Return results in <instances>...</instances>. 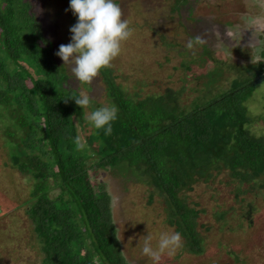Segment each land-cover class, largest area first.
Returning <instances> with one entry per match:
<instances>
[{"label": "trees", "instance_id": "trees-1", "mask_svg": "<svg viewBox=\"0 0 264 264\" xmlns=\"http://www.w3.org/2000/svg\"><path fill=\"white\" fill-rule=\"evenodd\" d=\"M178 1L180 10L186 8V0ZM45 30L34 2L0 0V138L12 166L33 181L26 212L42 264H129L117 239L111 194L95 176L107 167L132 171L150 187V198L161 197L185 249L201 253L198 210L184 190L223 171L236 195L264 189V137L247 128L254 118L246 107L264 77V62L251 78L235 79L228 89L188 105L179 100L183 89L132 96L105 67L104 100L92 98L80 108L70 98L80 92L70 85ZM104 105L119 109L111 134L92 127L81 135L89 123L86 109Z\"/></svg>", "mask_w": 264, "mask_h": 264}, {"label": "rangeland", "instance_id": "rangeland-1", "mask_svg": "<svg viewBox=\"0 0 264 264\" xmlns=\"http://www.w3.org/2000/svg\"><path fill=\"white\" fill-rule=\"evenodd\" d=\"M31 2L53 49L68 44L69 29L77 21L69 8L70 0ZM115 2L122 8V19L129 21L132 34L121 42V51L110 68L115 82L132 96L162 93L167 87L183 89L179 100L188 105L195 98L209 99L228 89L235 79L251 78L261 66L251 62L248 45L253 39L264 47V10L254 7L252 0H186L182 10L178 0ZM195 37L202 43L187 49L188 41ZM260 54L264 56V52ZM56 59L64 65L60 57ZM64 67L73 88L97 101L104 100L106 84L100 72L89 87L75 78L71 65ZM262 83L264 77L248 97L246 107L254 118L247 128L264 137ZM91 129L90 123L83 124L80 133L87 136ZM95 176L106 183L111 194L125 259L129 264H153L142 253L144 236H152L155 248L162 233L176 231L167 222L162 198H150V187L125 168H99ZM32 182L29 175L12 166L0 138V264H42L40 243L26 212ZM234 186L223 171L211 181L201 180L184 190L188 203L198 210L203 251L195 254L184 245L174 252L165 250L159 264H264V189L236 195ZM250 202L253 210L247 216ZM218 212H224L221 219L216 217Z\"/></svg>", "mask_w": 264, "mask_h": 264}, {"label": "clouds", "instance_id": "clouds-1", "mask_svg": "<svg viewBox=\"0 0 264 264\" xmlns=\"http://www.w3.org/2000/svg\"><path fill=\"white\" fill-rule=\"evenodd\" d=\"M252 4L264 10V0H252ZM69 8L77 17V22L69 29L72 34L70 42L61 44L55 55L63 60L64 65H71V72L78 81L91 83L101 69L111 66V62L121 51V42L130 37L132 29L129 21L122 19V8L115 0H70ZM199 43H202L201 38L195 37L188 41L186 48L192 49L194 44ZM248 47L252 63L264 62V56L260 54L264 52V47L253 39ZM70 98L80 108H87L92 104V97L83 92ZM118 111L115 105H104L87 113L84 118L96 130L103 129L105 135H110L112 122L117 119ZM75 142L78 147H83L79 137ZM182 245V234L178 231L162 233L155 248L152 236L148 234L144 236L142 253L153 264H159L161 253L165 250L174 252Z\"/></svg>", "mask_w": 264, "mask_h": 264}]
</instances>
